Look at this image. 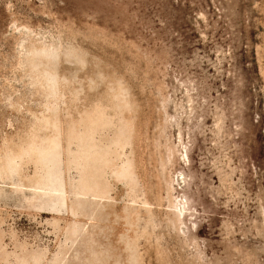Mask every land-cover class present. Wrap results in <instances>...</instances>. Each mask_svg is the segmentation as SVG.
<instances>
[{
	"label": "rangeland",
	"instance_id": "1",
	"mask_svg": "<svg viewBox=\"0 0 264 264\" xmlns=\"http://www.w3.org/2000/svg\"><path fill=\"white\" fill-rule=\"evenodd\" d=\"M0 264H264V0H0Z\"/></svg>",
	"mask_w": 264,
	"mask_h": 264
}]
</instances>
